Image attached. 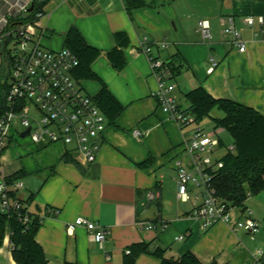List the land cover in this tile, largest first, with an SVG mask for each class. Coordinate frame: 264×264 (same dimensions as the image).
<instances>
[{
    "label": "crops",
    "instance_id": "0c3cea01",
    "mask_svg": "<svg viewBox=\"0 0 264 264\" xmlns=\"http://www.w3.org/2000/svg\"><path fill=\"white\" fill-rule=\"evenodd\" d=\"M145 2L132 15L126 0H50L44 6L34 23V39L59 50L65 48L69 28L77 26L86 41L102 51L92 68L125 110L115 124L108 120L93 163L82 158L73 145L51 142L48 137L47 144L38 145L30 135V141L24 143L26 154L17 152L16 160L7 153L16 135L23 132L15 127L0 157L4 175L10 178L22 170L20 178L30 183V189L19 195L26 201L34 195L42 209L36 238L50 264H125L129 247L141 242L149 243L152 251L161 248L174 256L191 251L204 264H257L264 251L260 220L254 217L261 224L255 238L224 222L204 230L191 215L192 202L181 201L177 189L173 192L165 186L166 168L173 170L176 183L175 159L188 131L160 106L159 81L147 56L137 49L147 38L156 57L165 62L176 57L182 64L180 73L165 82L181 109L189 107L186 93L203 86L216 98L233 99L264 115V0ZM249 16L255 18L253 25L246 22ZM231 17L247 42L245 52L224 34ZM201 19L212 24L211 42L204 41L198 30ZM118 31H126L130 37L125 49L127 65L121 71L106 56ZM46 38L52 47L44 44ZM164 43L166 47H162ZM211 58L218 61L213 72L209 71ZM79 81L91 96L101 88L97 80ZM135 130H140L141 136H135ZM67 153L68 160L64 157ZM28 154L31 162L20 160ZM150 156L152 163L140 165ZM146 193L148 200L140 210ZM241 211L237 214L233 210L234 218ZM78 216H86L107 230L103 246L84 227L68 231V224ZM150 223L156 227L148 229ZM179 235L184 238L178 240ZM0 262L17 264L3 248ZM135 264H159V259L144 253Z\"/></svg>",
    "mask_w": 264,
    "mask_h": 264
},
{
    "label": "built area",
    "instance_id": "2783aa9c",
    "mask_svg": "<svg viewBox=\"0 0 264 264\" xmlns=\"http://www.w3.org/2000/svg\"><path fill=\"white\" fill-rule=\"evenodd\" d=\"M33 2L0 0V56L7 57L11 63V85L7 95L9 109L0 119V157L15 127L20 131L30 127V136L34 140L46 134L51 142L73 144L74 150L82 158L93 163L101 149L99 139L104 136L108 118L75 77L74 69L78 65L76 55L69 48L53 50L36 41L35 22L10 26V18L29 11ZM246 22L253 25L255 18L249 16ZM198 30L204 41L213 40L212 24L208 19L198 21ZM224 34L231 37L241 52L247 50V42L242 40L232 17L228 19ZM162 47H166V44H162ZM152 51L153 46L147 38L137 49V52L147 56L159 81L160 106L172 115L180 128L185 129L196 121L195 115L190 110L181 109L176 97L169 94L171 88L165 82L173 76L172 71L167 62L156 57ZM217 65L218 61L211 58L209 71L213 72ZM190 132L191 137L184 138L175 159L178 198L192 202L191 215L200 221L204 230L224 222L231 224L235 231H245L255 238L261 229L260 222L247 208L241 211L238 218H234V206L221 197L214 186V179L224 165L223 157L228 152H235V144L226 147L221 138L208 136L200 127ZM141 134L140 130L134 131L135 136ZM223 147L225 153L217 156ZM25 189L24 180H10L4 175L0 161V212L15 213L22 223L28 225L34 213L39 211L31 210L29 203L19 195ZM163 225L166 226V223L163 222ZM79 227L86 228L103 246L107 230L101 224L86 216H78L68 224V231L72 233ZM147 227L152 229L156 225L150 223ZM176 238L181 240L184 235ZM1 248L12 254L10 229H7ZM257 264H264V251L260 253Z\"/></svg>",
    "mask_w": 264,
    "mask_h": 264
},
{
    "label": "trees",
    "instance_id": "16d2710c",
    "mask_svg": "<svg viewBox=\"0 0 264 264\" xmlns=\"http://www.w3.org/2000/svg\"><path fill=\"white\" fill-rule=\"evenodd\" d=\"M50 0H34V8L10 18V26L35 22L37 15L43 12L44 6ZM129 14L146 5L145 0H126ZM115 45L106 52L112 66L121 71L127 65L125 49L130 45V37L126 31H118L114 34ZM64 46L73 51L78 59V65L74 69L77 79H92L101 83V88L93 98L106 114L109 123L115 124L117 118L125 110V106L117 99L103 79L93 70L94 61L102 54V51L89 44L79 28L71 26L64 37ZM176 77L182 64L176 57L167 62ZM11 63L7 57H3L0 63V119L9 109L7 95L10 89ZM190 110L197 122L211 116L215 109L222 112L213 119L217 126L224 128L233 138L236 147L235 152H228L223 157L224 165L218 171L214 186L217 193L229 200L233 206L246 209L247 199L264 190V115L255 108L229 98H216L203 86H198L186 93ZM67 153L64 157H66ZM73 160V159H72ZM153 162L150 156L140 165L145 166ZM23 171L15 172L10 180L18 179ZM34 201V195L27 199V203ZM42 225L40 212H35L31 222L26 225L20 221L17 214L0 212V249L3 246L7 229L11 232L13 243L12 256L17 264H50L42 245L37 241V233ZM149 243L141 242L132 244L126 253L125 264H135L141 254H151L159 259V264H204L191 251L182 255H169L166 250L157 248L150 250Z\"/></svg>",
    "mask_w": 264,
    "mask_h": 264
},
{
    "label": "rangeland",
    "instance_id": "374dc122",
    "mask_svg": "<svg viewBox=\"0 0 264 264\" xmlns=\"http://www.w3.org/2000/svg\"><path fill=\"white\" fill-rule=\"evenodd\" d=\"M34 5H35V3H34ZM44 41L47 42V43L44 42V44L46 46L52 47V45L50 43H48L47 38L44 39ZM0 61H2L1 56H0ZM220 115H222V112L218 109H215L212 112L211 116L205 117L200 122L195 121L194 123H192L190 126L187 127L188 133H187L186 137H188V138L191 137L190 131L193 128L200 127V128L204 129V132L208 136L221 138V140L223 141V143L226 147L234 145V140H233L232 136L224 128L217 126L214 119H213L214 116H220ZM16 137H17V140L15 141L13 146L11 145V147L7 153H8V155H11L12 157H14V159L17 160V155H16L17 152H21L22 154H26L24 148L27 149V147H26L27 144H24V143H26L27 141H30V137L29 136L21 137L20 134L19 135L17 134ZM36 141H37L38 145H42V144L44 145L47 141L46 134H44L41 138H36ZM72 145L73 144H71V146ZM225 151H226V149H225V147H223L218 152L217 156L224 154ZM20 160L23 161L24 163L31 162V160H32L31 154L24 155L23 158H21ZM163 175H164L163 179H164L165 186L167 188H170L173 192H175V190L177 189V186H176V183L173 181V178H172L173 177V170H171V168H166ZM24 180L26 181V183L28 185V187H26V189L24 190V191H26L27 189H30V187H29L30 183L28 182L27 179L24 178ZM36 204H37V202H35V200L31 201V203H29L30 209L35 210ZM186 205H189V204L187 203ZM156 206H157V203H156L155 207ZM246 206H247L246 208L251 211L252 216L257 218L258 220H260L263 223L262 226H264V190L258 194H254V195L250 196L246 201ZM233 209L235 210V213L240 214L241 208L239 206H234ZM262 230H264V228ZM262 233H263V231H262ZM248 235L250 236V234H248ZM250 237H252V236H250Z\"/></svg>",
    "mask_w": 264,
    "mask_h": 264
},
{
    "label": "water",
    "instance_id": "95a60500",
    "mask_svg": "<svg viewBox=\"0 0 264 264\" xmlns=\"http://www.w3.org/2000/svg\"><path fill=\"white\" fill-rule=\"evenodd\" d=\"M34 8V2L32 3V5L29 8V11L32 10ZM31 133V128H27L25 131L22 132L21 136L22 137H26L28 135H30ZM148 200V193L145 194L143 200L139 203V209L142 210L143 209V204L146 203ZM36 209L41 212L42 209L40 208L39 204L36 205Z\"/></svg>",
    "mask_w": 264,
    "mask_h": 264
}]
</instances>
